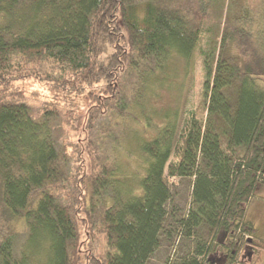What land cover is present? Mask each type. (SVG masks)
I'll use <instances>...</instances> for the list:
<instances>
[{
    "label": "trees",
    "instance_id": "1",
    "mask_svg": "<svg viewBox=\"0 0 264 264\" xmlns=\"http://www.w3.org/2000/svg\"><path fill=\"white\" fill-rule=\"evenodd\" d=\"M217 2L0 0V264H146L178 176H193L178 223L211 239L171 264L261 258L246 207L264 185V50ZM198 56L205 114L149 116L138 154L111 161L116 118L138 120L164 72Z\"/></svg>",
    "mask_w": 264,
    "mask_h": 264
},
{
    "label": "rangeland",
    "instance_id": "2",
    "mask_svg": "<svg viewBox=\"0 0 264 264\" xmlns=\"http://www.w3.org/2000/svg\"><path fill=\"white\" fill-rule=\"evenodd\" d=\"M220 2L223 4V21H226L224 28L241 27L249 33V40L254 44H260L264 50V0H218L214 5L216 11L221 9ZM209 44L210 40L207 38L202 42L205 49ZM237 52L236 44L231 42L227 44L225 54L228 57H234ZM181 60L164 72L163 83H158L153 90H149L144 109L139 105L132 107L138 120L129 116L116 118L115 135L103 145L111 161L123 162L131 159L128 157L129 154H138L137 139L149 133L153 134L157 130L146 123V118L149 116H151L150 122L163 125L167 123V117L161 118L159 114H168L171 119L174 118L180 128L185 116L191 110L197 109L200 116L205 114L204 105L201 103L202 59L198 56L195 58L196 61L190 60L193 68L186 73L183 68L184 60ZM169 184L172 197L167 203L168 215L160 245L146 264H171L185 251L194 250L198 240L207 241L208 245L211 239L198 229L193 231L192 236H186L184 227L182 226V229L178 223V218L187 216L192 207L193 176L170 178ZM246 215L257 227L258 234L264 238V185L256 186L253 196L247 203ZM256 264H264V252Z\"/></svg>",
    "mask_w": 264,
    "mask_h": 264
}]
</instances>
